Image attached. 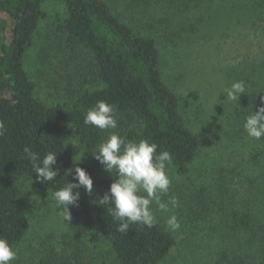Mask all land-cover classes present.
I'll list each match as a JSON object with an SVG mask.
<instances>
[{
    "label": "trees",
    "instance_id": "trees-1",
    "mask_svg": "<svg viewBox=\"0 0 264 264\" xmlns=\"http://www.w3.org/2000/svg\"><path fill=\"white\" fill-rule=\"evenodd\" d=\"M44 1L0 0V13L8 15L11 35L9 42L4 38L0 41V120L6 128L0 136V237L14 246L29 228L28 217L17 206L20 191L16 180L20 176H31L41 189L53 193L67 180L73 181L71 175L64 176L65 170L74 171L75 166H80L92 177L94 191L89 195L83 187L78 189L79 200L69 208L90 229L91 240L107 241L117 264H163L176 243L171 232L159 220L153 227L132 224L126 233L117 231L119 221L110 215L108 206L99 205V197L108 190L113 178L100 176L88 164L77 162L66 143L77 139L87 150L96 148L105 131L84 124L83 117L88 108L104 100L115 106L118 123L124 121L123 116L131 121V126L121 130L120 135L156 143L158 152L166 149L172 154L170 169L174 174L192 173L200 153L201 136L189 125L181 112L179 96L164 79L162 52L152 34L162 30V35L170 42L182 43L190 27L196 29L206 18L197 16L196 9L189 10L185 5L172 17L158 16V21H146L143 31L139 32L123 16L114 13L106 0H59L66 7V16L58 23L57 30L69 43L79 45L90 54L99 83L93 89L82 91L69 107L62 103L47 104L37 96L36 84L24 66L25 52L42 17ZM252 1L264 7V0ZM184 13L189 16L181 18ZM4 26L5 22L0 19V32ZM146 31L150 34L144 33ZM239 81L245 82L247 92L237 103L232 101L233 108L225 113L213 112L211 123L216 129H209L208 125V130L228 134L232 140L252 141L253 151H249L248 156L250 166V161L260 159L264 153V138L248 137L242 125L244 116L250 111L249 105L255 111L260 97L264 96V58L253 64ZM223 118L226 126L220 123ZM25 146L41 157L56 151L53 168L60 171L54 183H40L36 179L31 161L23 152ZM239 176L241 172L234 166L222 175L231 181ZM227 221L232 234L259 236L258 252L254 255L238 253L225 263L207 259L193 264H264V196L261 191L247 194L241 206H232L227 212ZM220 255L228 257L226 252ZM183 261L179 263L185 264ZM56 264L69 263L64 260Z\"/></svg>",
    "mask_w": 264,
    "mask_h": 264
},
{
    "label": "rangeland",
    "instance_id": "rangeland-1",
    "mask_svg": "<svg viewBox=\"0 0 264 264\" xmlns=\"http://www.w3.org/2000/svg\"><path fill=\"white\" fill-rule=\"evenodd\" d=\"M106 1L114 13L123 16L139 32L143 31L146 21H158V16L172 17L185 5L189 10L196 9L197 16L206 18L196 29L190 27L186 35L182 32L185 35L182 43L170 42L162 35V30L152 34L162 52L164 79L179 96L181 112L189 125L201 136L200 153L192 173L177 176L169 170V195L179 200V207L173 211L181 227L177 231L168 230L165 218L170 213L156 212L157 220L176 239L163 264H180L182 260L185 264H193L207 259L225 263L238 253L256 254L259 236L232 234L226 223L227 212L232 206L246 202L247 194L260 190L264 196V153L260 159L250 161L249 166L252 141L232 140L228 134L208 130V125L209 129L214 127L211 123L213 112L225 113L233 108L232 101L226 99L222 90L245 77L252 65L264 58V7L252 0ZM41 9L43 14L25 52L24 66L36 84L37 96L47 104L62 103L70 107L82 91L99 85L95 66L87 51L69 43L57 30L58 23L66 16L64 3L45 0ZM187 16L188 13L180 15L181 18ZM0 19L6 24L0 32V41L4 38L9 42V17L0 13ZM123 120L117 121V128L112 131L119 133L131 126V121L124 116ZM220 123L226 126L225 118L220 119ZM107 135L105 131L102 140ZM68 142L67 149L74 158L78 160L83 154L82 163L91 166L100 176L111 177L93 157L91 152L96 148L87 150L77 139ZM233 166L241 176L232 181L222 177ZM28 178L20 176L16 180L20 191L17 206L28 217L29 228L14 245L17 259L13 264H56L64 260L69 264H117L108 242L104 239L92 241L90 229L71 208V220L65 223L60 209L51 199V192L41 189L33 179L27 191ZM162 198L167 200V197ZM222 252L228 257H221ZM247 260L254 262L250 258Z\"/></svg>",
    "mask_w": 264,
    "mask_h": 264
},
{
    "label": "clouds",
    "instance_id": "clouds-1",
    "mask_svg": "<svg viewBox=\"0 0 264 264\" xmlns=\"http://www.w3.org/2000/svg\"><path fill=\"white\" fill-rule=\"evenodd\" d=\"M222 93L227 100L237 103L240 94L246 93L245 82L233 81ZM249 107L250 111L244 116L242 127L248 137L260 140L264 138V96L260 97V104L255 111L251 104ZM83 123L108 132L107 137L91 153L103 169L114 177L108 190L99 197V205L108 206L110 215L119 221L117 231L126 233L132 224L153 227L157 223V211L161 215L170 213L165 218V226L170 231H177L181 224L173 209L179 207V200L175 195H169L172 154L166 149L158 152V145L148 139L131 140L112 131L117 128V113L115 106L107 101L98 100L88 108ZM5 131V123L0 120V136ZM68 143L76 146L73 142ZM23 152L31 161L33 172L40 183L56 181L60 171L53 168L57 159L56 151H49L41 157L25 146ZM69 175L73 177V181L67 180L51 195L65 223L71 220L69 205H76L79 200L78 189L83 187L89 195L94 191L92 177L84 168L75 166L74 171L66 169L64 176ZM27 183L29 191L31 176ZM162 197H167V200ZM16 259V248L6 238L0 237V264H13Z\"/></svg>",
    "mask_w": 264,
    "mask_h": 264
}]
</instances>
